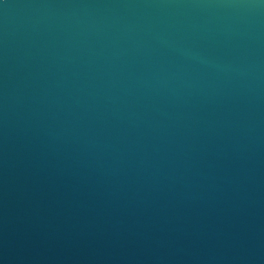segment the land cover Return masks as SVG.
<instances>
[{"label":"water","instance_id":"1","mask_svg":"<svg viewBox=\"0 0 264 264\" xmlns=\"http://www.w3.org/2000/svg\"><path fill=\"white\" fill-rule=\"evenodd\" d=\"M0 264H264V0H0Z\"/></svg>","mask_w":264,"mask_h":264}]
</instances>
